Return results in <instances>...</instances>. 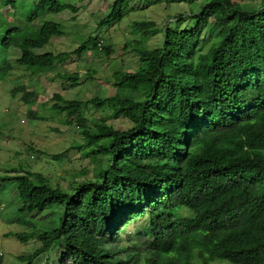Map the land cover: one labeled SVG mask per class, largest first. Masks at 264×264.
Returning a JSON list of instances; mask_svg holds the SVG:
<instances>
[{"label": "trees", "instance_id": "1", "mask_svg": "<svg viewBox=\"0 0 264 264\" xmlns=\"http://www.w3.org/2000/svg\"><path fill=\"white\" fill-rule=\"evenodd\" d=\"M129 1L114 0L97 26L120 20ZM17 6V0H0V46L16 56L14 64L0 62V79L15 66L33 74L52 70L87 46L112 53L93 37L68 52L42 51L63 34L62 24L45 19V13H75L77 6L36 0L22 15L23 24L7 21L3 10ZM185 18L190 25L184 29H162L157 49L147 47L159 33L156 24L131 23L130 33L138 35L131 51L139 64L132 72L113 71L114 94L86 101L54 96L53 108L66 123L74 118L81 127L84 143L71 148L91 156L97 169L68 188L32 171L0 178L24 187L25 192L18 187L20 212L62 208L54 228L15 234L24 242L39 241L31 253L17 256L22 264L58 250L56 264H264V0L254 10L233 0H204L198 11L175 20ZM58 75L70 87L78 85L76 72ZM30 85L17 84L11 95L32 105L38 93ZM85 103L129 125L86 124ZM143 216L145 249L119 245L124 226Z\"/></svg>", "mask_w": 264, "mask_h": 264}, {"label": "rangeland", "instance_id": "2", "mask_svg": "<svg viewBox=\"0 0 264 264\" xmlns=\"http://www.w3.org/2000/svg\"><path fill=\"white\" fill-rule=\"evenodd\" d=\"M36 0H17L18 8L3 10L6 20L24 23L22 16ZM77 6L73 13L64 10L60 13L46 12L45 19H51L62 24L63 34L53 37L42 48V51L53 53L68 52L75 49L89 37L101 38L106 45H110L112 53L96 52L87 46L86 52L81 56L71 55L58 63L52 70L31 69L15 66L5 79H0V178L5 176H18L27 171L49 177L51 183L68 188L71 184L92 177L97 169V163L91 156H84L82 150L71 148L72 145L83 144L84 140L79 127L74 120L66 123L64 114L58 113L54 108L58 94L66 100L80 99L86 101L97 95L107 96L114 94L112 73L117 69L134 71L138 67L137 57L131 49L136 47L138 35L130 33L131 23L135 20H150L159 28V33L152 36L148 42L149 49L162 46V29L169 27L184 29L190 25V20L176 21L179 14L187 16L196 12L203 5L204 0H130L127 4V13L111 24L98 27L97 21L104 17L114 0H60ZM247 10L258 8L260 0H233ZM0 14H2L0 12ZM5 18L0 15V25ZM126 45V48L124 46ZM16 56L10 48L0 46V62L5 60L14 64ZM76 72L79 75L78 85L70 87L68 82L60 78L58 73ZM92 73V77L88 73ZM30 83L29 89L38 93V99L32 105L25 104L16 96L11 95V89L19 83ZM84 122L92 125L99 122L100 128L126 127L128 120L123 117H108L110 111L97 104L85 103L81 108ZM112 114V112H111ZM35 116V117H34ZM103 119L104 121H101ZM66 151L60 160L52 158L53 154ZM101 162L104 164L105 160ZM22 182V181H21ZM20 182V183H21ZM18 187H24L14 180H0V264H22L17 256L31 253L39 246L36 238L21 241L16 233L30 231L38 232L50 230L59 224L61 206L53 205L42 212H20L23 204L18 194ZM36 193L34 196H37ZM146 217H137L130 220L121 232L118 242L123 247L145 249V236L139 231L145 225ZM10 232L11 235H5ZM60 251L38 255L32 264H56ZM64 264H72L65 261ZM211 264H232L226 260H214Z\"/></svg>", "mask_w": 264, "mask_h": 264}]
</instances>
